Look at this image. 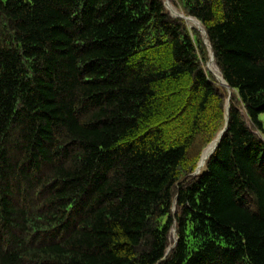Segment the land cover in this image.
I'll list each match as a JSON object with an SVG mask.
<instances>
[{"label": "trees", "instance_id": "trees-1", "mask_svg": "<svg viewBox=\"0 0 264 264\" xmlns=\"http://www.w3.org/2000/svg\"><path fill=\"white\" fill-rule=\"evenodd\" d=\"M262 116L264 0H0V264H264Z\"/></svg>", "mask_w": 264, "mask_h": 264}, {"label": "bare ground", "instance_id": "bare-ground-1", "mask_svg": "<svg viewBox=\"0 0 264 264\" xmlns=\"http://www.w3.org/2000/svg\"><path fill=\"white\" fill-rule=\"evenodd\" d=\"M172 8H173V7H171L170 10H171V12H172V14H173L174 16H182V17H184L181 13H179L178 11H176L175 9H172ZM188 23H189V25H190L191 28H196L197 26H199V23H198L196 20H194V19L189 20ZM214 65H215V64H214ZM218 73H219V72H218ZM214 76H215V75H214ZM217 77L219 78V80H220L221 83H224L223 79L221 78V76H220L219 74H217ZM213 148H214V145H211V146H209V147L206 149V151L203 153V155H202V157H201V160H200V162H201V164H202V167L200 168V170L204 167V164H205V162L207 161V159L209 158V156H210V154H211ZM205 165H206V164H205Z\"/></svg>", "mask_w": 264, "mask_h": 264}, {"label": "water", "instance_id": "water-1", "mask_svg": "<svg viewBox=\"0 0 264 264\" xmlns=\"http://www.w3.org/2000/svg\"><path fill=\"white\" fill-rule=\"evenodd\" d=\"M165 3H166V6L170 9V6H169L168 1H166ZM179 17L185 19L187 22H188L189 20L193 19V18H187V17H182V16H179ZM194 20H196V19H194ZM196 21H197V20H196ZM197 22H198V21H197ZM198 23H199V22H198ZM196 29H197L198 31H200L202 34L206 35V32L203 30V28L201 27L200 23H199V26L196 27ZM213 63H214V58H213V55H211V60H210L209 66L211 67ZM216 78H217V81L219 82V85L228 88V86H227L225 83H221V82H220V80H219V78H218L217 76H216ZM228 89H229V88H228ZM222 133H223V132H222ZM222 133H221V135H222ZM221 135H220V136H221ZM218 142H219V140L214 141L212 144L209 145V146L214 145V148H213V150H212L210 156L213 154V152H214L215 149L217 148V146H218ZM205 151H206V150H205ZM205 151H204V152H205ZM204 152H203V153H204ZM201 167H202V164H201V162H200L199 165H198V168H197V170H196V173H198V172L200 171V168H201Z\"/></svg>", "mask_w": 264, "mask_h": 264}, {"label": "rangeland", "instance_id": "rangeland-1", "mask_svg": "<svg viewBox=\"0 0 264 264\" xmlns=\"http://www.w3.org/2000/svg\"><path fill=\"white\" fill-rule=\"evenodd\" d=\"M169 3V2H168ZM169 6H170V4H169ZM168 8V7H167ZM170 8H171V6H170ZM169 9V8H168ZM172 9H174V8H172ZM170 10V9H169ZM180 13V12H179ZM212 66H213V64H212ZM211 66V67H212ZM211 70H212V72L215 74V77L217 76V74H219L218 73V71L213 67V68H211ZM217 79V78H216ZM262 119H263V121H264V116H262L261 117Z\"/></svg>", "mask_w": 264, "mask_h": 264}]
</instances>
